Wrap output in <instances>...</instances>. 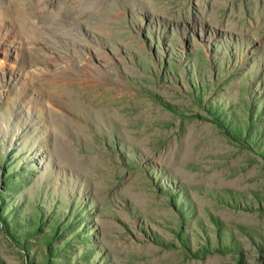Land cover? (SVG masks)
Returning a JSON list of instances; mask_svg holds the SVG:
<instances>
[{
    "label": "rangeland",
    "instance_id": "rangeland-1",
    "mask_svg": "<svg viewBox=\"0 0 264 264\" xmlns=\"http://www.w3.org/2000/svg\"><path fill=\"white\" fill-rule=\"evenodd\" d=\"M37 1L0 0V264H264V0Z\"/></svg>",
    "mask_w": 264,
    "mask_h": 264
},
{
    "label": "bare ground",
    "instance_id": "bare-ground-1",
    "mask_svg": "<svg viewBox=\"0 0 264 264\" xmlns=\"http://www.w3.org/2000/svg\"><path fill=\"white\" fill-rule=\"evenodd\" d=\"M37 8H42V9H46L47 8V4H45V2L43 0H38L37 1ZM220 4V3H219ZM221 6V5H220ZM30 10V9H29ZM39 10V9H38ZM32 12V11H31ZM48 21L46 23H42L40 22V20L36 21V22H32L30 24V29L31 30L30 32H32V36H36L37 37V42H39V45H44L45 44V39L47 38H52V36H56L57 37V34H56V31H59L61 33H64V32H67L68 30L66 29H69V26H67V23H64L63 20H59V19H54V21L51 22V24L47 25ZM55 26H58L56 29L54 28ZM54 29H53V28ZM74 27V26H73ZM61 28H62V31H61ZM69 30H72V29H69ZM54 31V32H52ZM69 32V31H68ZM25 34V33H24ZM53 34V35H52ZM29 35V34H28ZM55 37V38H56ZM45 38V39H44ZM50 38V39H51ZM53 40H55L56 42V39L52 38ZM51 39V40H52ZM58 41V40H57ZM74 71L73 70H70V74H74L73 73ZM81 85V83H80ZM86 84H84L85 86ZM83 86V84H82ZM75 83H70L68 85V88H75ZM77 88V87H76ZM77 90H80V88L78 87ZM90 90V89H89ZM68 91V90H67ZM76 92V91H75ZM77 94V93H76ZM80 95V94H79ZM85 98V97H84Z\"/></svg>",
    "mask_w": 264,
    "mask_h": 264
}]
</instances>
